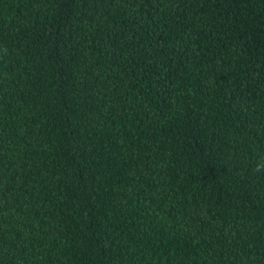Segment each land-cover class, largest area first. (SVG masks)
<instances>
[{
	"label": "trees",
	"instance_id": "obj_1",
	"mask_svg": "<svg viewBox=\"0 0 264 264\" xmlns=\"http://www.w3.org/2000/svg\"><path fill=\"white\" fill-rule=\"evenodd\" d=\"M264 0H0V264H264Z\"/></svg>",
	"mask_w": 264,
	"mask_h": 264
},
{
	"label": "clouds",
	"instance_id": "obj_2",
	"mask_svg": "<svg viewBox=\"0 0 264 264\" xmlns=\"http://www.w3.org/2000/svg\"><path fill=\"white\" fill-rule=\"evenodd\" d=\"M251 171L254 174H264V158H257L256 162L253 164Z\"/></svg>",
	"mask_w": 264,
	"mask_h": 264
}]
</instances>
